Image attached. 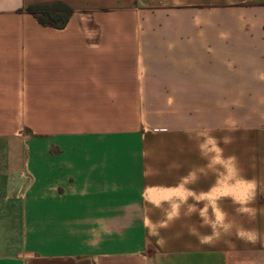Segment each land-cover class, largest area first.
I'll return each mask as SVG.
<instances>
[{"label":"crops","instance_id":"1","mask_svg":"<svg viewBox=\"0 0 264 264\" xmlns=\"http://www.w3.org/2000/svg\"><path fill=\"white\" fill-rule=\"evenodd\" d=\"M0 128V264H264V0H0Z\"/></svg>","mask_w":264,"mask_h":264},{"label":"trees","instance_id":"2","mask_svg":"<svg viewBox=\"0 0 264 264\" xmlns=\"http://www.w3.org/2000/svg\"><path fill=\"white\" fill-rule=\"evenodd\" d=\"M26 11L42 26L54 29H64L73 14L72 8L61 2L30 5Z\"/></svg>","mask_w":264,"mask_h":264},{"label":"rangeland","instance_id":"3","mask_svg":"<svg viewBox=\"0 0 264 264\" xmlns=\"http://www.w3.org/2000/svg\"><path fill=\"white\" fill-rule=\"evenodd\" d=\"M1 130V128H0ZM27 134V133H26ZM24 137H25V133H24ZM24 139H22L21 143L25 142ZM11 144L8 145L6 143H3L0 141V158H6V154L11 157V158H15L16 156H20L21 154V146H19L17 143H16V140L15 139H12ZM11 146V149L8 150L7 148Z\"/></svg>","mask_w":264,"mask_h":264}]
</instances>
